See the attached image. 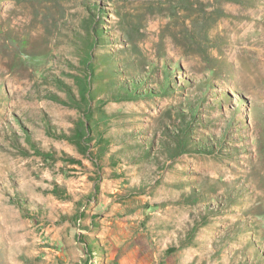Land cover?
I'll list each match as a JSON object with an SVG mask.
<instances>
[{
    "label": "rangeland",
    "instance_id": "rangeland-1",
    "mask_svg": "<svg viewBox=\"0 0 264 264\" xmlns=\"http://www.w3.org/2000/svg\"><path fill=\"white\" fill-rule=\"evenodd\" d=\"M86 52L126 58L146 91L119 92L121 68L90 102L99 159L70 139ZM0 264H264V0H0Z\"/></svg>",
    "mask_w": 264,
    "mask_h": 264
},
{
    "label": "trees",
    "instance_id": "trees-1",
    "mask_svg": "<svg viewBox=\"0 0 264 264\" xmlns=\"http://www.w3.org/2000/svg\"><path fill=\"white\" fill-rule=\"evenodd\" d=\"M98 13L100 15H103L105 13L104 8H99ZM100 21H93V24H91L88 28L93 31V40L94 43L91 42L88 44L90 48H92V45H96L100 41H105V36L103 34V29L101 27ZM98 27V28H96ZM89 33V32H88ZM90 34V33H89ZM133 45V44H132ZM130 49H134L131 47ZM123 55V53L121 54ZM111 60L117 61L116 55H113V53H107L103 52L102 54L98 55L97 57H91V52H86V54L83 56V65H84V80L80 84V95L82 99V104L85 106L84 113H86L85 120L83 121V124L78 125V129L76 130L74 137L70 138L77 144H81L83 140H85V136L90 139L96 137V142L98 143L97 146H99V151L97 152L98 155L96 156V159H99L101 154L106 150V146L109 143V139L105 136V131L107 130V120L108 115L106 113H101L99 117H96L93 113V110H90V102L93 100H96V107L101 108V106L105 103L106 99L104 95V90H106L108 93L110 92V88H113V83H116L115 79V71L125 69V79H123L122 83L123 86H117V90L119 92H123L127 95V97L133 98L136 96H142L146 93L142 91H136L135 86L142 81V78L139 77L140 70H136L135 74H132L130 71L132 62L128 61L126 58H121L119 61L124 62V64L115 63L114 65L111 64ZM143 68L142 64H138L137 68ZM131 79L130 83H128V79ZM118 84V82H117ZM129 84V85H128ZM92 86L94 88H92ZM169 88L168 82H160V89H163L162 92L164 93ZM153 92L161 93V91H155V89L149 87L147 94H152ZM115 93V91H112L110 96H112ZM98 95H102V97H98ZM98 97V98H96ZM206 100L202 98L201 96L198 97V101L195 103H192L189 105V112L188 117L186 121L182 122L181 125L178 126V128H172L171 130L167 131L170 134L171 139L173 140V145L166 142V144L169 145L168 151H169V157H172V155H175L176 153H183L187 152L189 150V147L194 142L192 135L193 129L199 125L203 124V118L201 116V107L203 108V104ZM181 115H184V113L180 110L179 111ZM101 122H100V121ZM86 121L88 122L86 124ZM96 130V132H93ZM91 136V137H90ZM198 146V144H195ZM200 145V144H199ZM202 148H198L200 150L204 149L207 152H210V150L213 148L210 145V148H205L201 145ZM210 149V150H209ZM203 150V151H204ZM92 246H87V250L89 253H92Z\"/></svg>",
    "mask_w": 264,
    "mask_h": 264
}]
</instances>
